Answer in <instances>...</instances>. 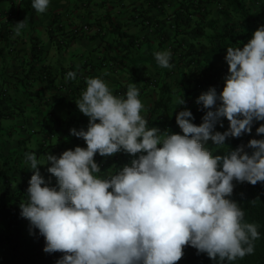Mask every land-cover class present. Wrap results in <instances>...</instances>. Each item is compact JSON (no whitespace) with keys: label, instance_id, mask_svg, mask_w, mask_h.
<instances>
[{"label":"clouds","instance_id":"9594fccd","mask_svg":"<svg viewBox=\"0 0 264 264\" xmlns=\"http://www.w3.org/2000/svg\"><path fill=\"white\" fill-rule=\"evenodd\" d=\"M50 2L32 0V7L44 13ZM25 26V20L17 22L16 34ZM226 49L222 90L213 86L198 96L196 103L206 110L199 125L187 107L176 114L182 134L149 126L135 83L115 95L104 79L88 77L75 100L89 118L87 128L70 129L86 147L49 153L43 161L36 152L25 153L33 174L20 214L44 237L45 252L63 253L56 264H177L186 246L215 264L254 253L258 225L245 219L232 195L237 182L264 183V136L233 150L225 141L264 121V24L243 47ZM154 57L162 68L174 67L170 50ZM76 76L70 71L66 79ZM177 104H186L184 95ZM224 118L227 130L216 131ZM256 133L264 134V123ZM209 140L216 149L207 147ZM217 149L224 154H214ZM121 151L134 157L130 165L100 176L95 156ZM49 163L55 185L38 167Z\"/></svg>","mask_w":264,"mask_h":264},{"label":"crops","instance_id":"0c3cea01","mask_svg":"<svg viewBox=\"0 0 264 264\" xmlns=\"http://www.w3.org/2000/svg\"><path fill=\"white\" fill-rule=\"evenodd\" d=\"M189 1L204 7L206 19L220 18L226 6V0H51L47 11L39 13L32 0H0L2 192L7 185L17 189L30 180L33 170L24 162L26 152H36L43 161L49 153L59 156L75 146L86 147L70 129L87 128L89 118L75 100L88 77L104 79L115 95H123L135 83L149 126L161 131L164 116L153 109L164 94L168 115L174 118L191 103L193 97L190 100L184 92L185 71L167 75L170 69L159 66L154 57L156 51L169 50L159 25L169 24ZM245 2L264 19V0ZM23 20L26 26L17 35L14 25ZM85 25L89 31L78 33ZM70 71L77 73L75 80L66 79ZM163 81L177 93L166 92ZM183 95L186 104L179 106L177 98ZM133 158L123 151L95 156L102 177L106 169L130 165ZM38 167L45 180L55 185V177L47 171L50 163Z\"/></svg>","mask_w":264,"mask_h":264},{"label":"trees","instance_id":"16d2710c","mask_svg":"<svg viewBox=\"0 0 264 264\" xmlns=\"http://www.w3.org/2000/svg\"><path fill=\"white\" fill-rule=\"evenodd\" d=\"M257 2L258 0H254ZM25 2V1H24ZM22 2V3H24ZM184 5L172 21L159 25L160 37L168 44L172 52L171 63L174 65L167 75H187L186 97H195L197 92L209 87H216L217 91L224 84V77L228 73V65L224 59L226 47L239 44L243 47L252 33L262 24L264 19L261 12H255L248 7L245 0H226L225 8L221 10L218 19H206L204 7L194 1ZM78 33L84 31L80 30ZM165 91L173 92L171 86L162 82ZM84 90V89H83ZM82 90V91H83ZM122 92H118L120 95ZM165 94L156 103L153 113L164 116L162 131L182 134L175 118L168 115V101ZM190 97V100H191ZM169 100L171 96L168 97ZM166 101V102H165ZM185 107L190 109L195 117L194 123L199 125L198 110L190 103ZM226 119V118H224ZM158 122V121H157ZM162 120L158 123H161ZM259 123L253 125L252 132L239 138L230 140L229 150L241 144H247L252 138H261L264 134H257ZM116 158H114L115 160ZM107 169L104 171L106 175ZM1 175V174H0ZM1 179V176H0ZM56 183V178H54ZM29 181L17 189L7 185L5 192L0 189V264H56L63 255L61 252L47 253L44 251L45 239L38 229L33 230L26 218L21 216L20 204L27 196ZM232 198L240 203L245 212V219L258 225L261 236L255 241V251L232 264H264V183L252 185L248 182L236 183ZM177 264H215L205 253H198L191 246L184 248V256Z\"/></svg>","mask_w":264,"mask_h":264},{"label":"rangeland","instance_id":"374dc122","mask_svg":"<svg viewBox=\"0 0 264 264\" xmlns=\"http://www.w3.org/2000/svg\"><path fill=\"white\" fill-rule=\"evenodd\" d=\"M224 85V84H223ZM223 85H222V87L219 89V91H221L222 90V88H223ZM204 91H207V89H202V90H200L199 92H197V94H196V96L195 97H193L192 98V100H191V103H190V105H191V108L192 107H197V103H196V100H197V98H198V96L202 93V92H204ZM218 91V92H219ZM173 93H177V92H172V94ZM198 108H199V110H198ZM198 110V112H199V114H198V119H200V122H202V117H203V115L205 114V109H203V107H202V105H199V107H197V108H195V110ZM258 123H259V125L261 124V123H264V121H258ZM227 128H228V121H227V119H223V127H221L219 124H217V126H216V131H220V132H223V131H225V130H227ZM225 145H226V147H227V149L229 150V146H230V140L229 139H226V141H225ZM207 147H209V149H216V145L211 141V140H209L208 142H207ZM214 154H224V150L223 149H217L216 151H215V153Z\"/></svg>","mask_w":264,"mask_h":264},{"label":"built area","instance_id":"2783aa9c","mask_svg":"<svg viewBox=\"0 0 264 264\" xmlns=\"http://www.w3.org/2000/svg\"><path fill=\"white\" fill-rule=\"evenodd\" d=\"M18 3H22L25 0H16ZM80 30H84V31H89V26L85 25L83 27L80 28Z\"/></svg>","mask_w":264,"mask_h":264}]
</instances>
